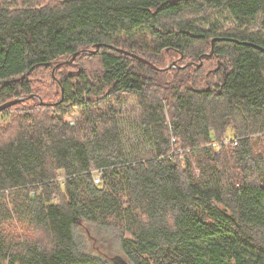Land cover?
I'll list each match as a JSON object with an SVG mask.
<instances>
[{
  "label": "trees",
  "instance_id": "obj_1",
  "mask_svg": "<svg viewBox=\"0 0 264 264\" xmlns=\"http://www.w3.org/2000/svg\"><path fill=\"white\" fill-rule=\"evenodd\" d=\"M224 12L232 29L203 26ZM260 18L264 0L0 1V105L23 99L0 112L18 109L0 125V264H111L78 246L85 222L128 264H264Z\"/></svg>",
  "mask_w": 264,
  "mask_h": 264
},
{
  "label": "rangeland",
  "instance_id": "obj_2",
  "mask_svg": "<svg viewBox=\"0 0 264 264\" xmlns=\"http://www.w3.org/2000/svg\"><path fill=\"white\" fill-rule=\"evenodd\" d=\"M3 1V0H0ZM34 1L36 4L39 5H50L54 4L59 0H30ZM261 18L255 22L252 27L250 28L253 32H260L262 34V38L264 39V30L260 27ZM205 28H218L222 30H228L232 29L234 27V24L232 22V19L229 17V15L224 12L222 14L216 15L212 20L209 22L203 24ZM178 57L176 55L168 56V57H159L157 60L159 65L161 67H167L168 65H171L173 62H176ZM68 61V60H67ZM206 66L213 67L214 64L210 61L206 64ZM47 74L49 72H46ZM53 79L55 80V75L52 74ZM56 81V80H55ZM46 83V81H45ZM47 85L42 84L40 82V87H38L35 92L37 94H41L44 91H47L48 95L43 96V100H47L48 103L56 104L58 101V86L56 84H48ZM42 102V101H41ZM31 103H27L26 106H30ZM118 109H121L122 116H124L128 122L133 121L134 112L133 110H136L137 113V105L134 99L129 98L127 96L124 97L123 100L120 101V106L117 105ZM18 109L13 110L9 116H4V118L0 117V125L3 124L4 127L12 124L11 117L13 115H16ZM68 121L71 122V124L74 123L75 117L69 116L66 118ZM127 122V121H126ZM3 132H6V130H3ZM83 226H79V228H75L76 230V241L78 246L81 248L82 251L89 253L93 256H97L101 259H104L111 264H114L111 260L115 257L123 258L124 255L121 252L120 245H119V239L120 235L117 231L114 229H111L109 227H105L102 225H98L95 223H88L85 222ZM124 259V258H123Z\"/></svg>",
  "mask_w": 264,
  "mask_h": 264
},
{
  "label": "water",
  "instance_id": "obj_3",
  "mask_svg": "<svg viewBox=\"0 0 264 264\" xmlns=\"http://www.w3.org/2000/svg\"><path fill=\"white\" fill-rule=\"evenodd\" d=\"M215 40H216V39H212V40H211V45H212V47H213V44H214ZM251 45H252V44H251ZM100 46H101V45H96V46L94 47V50L92 51V53H96V52L99 50ZM252 46H253V47H256V48H258V49H262L261 47L256 46V45H252ZM262 50L264 51V49H262ZM118 51H120V52H122V53H124V54H126V55H129V56H131V57H133V58H136V59H138V60H140V61L146 63V64H147L148 66H150V67H153V66L151 65L150 62H148L147 60H144V59L138 57V56L135 55V54L129 53V52L124 51V50H118ZM212 52H213V48L211 49V51H210V53H209L208 55L212 54ZM77 54H78V53L73 54V56L71 57V59H69L68 61L61 62V63H59L58 65H56V66L53 68V70H52V74H54V71H55L58 67L73 62V60L75 59V57H76ZM193 64H194V63H190V65H193ZM176 66H177V65H176V62H173L171 65H168L167 67H165V68H163V69H157V68H155V69H156V70H161V71H162V70L170 69V68H172V67H176ZM183 67H184V66H183ZM58 83H59V82H58ZM59 85H60V83H59ZM22 100H23V99H15V100H13V101H10V102H7V103H4V104L0 105V112H2V111H4V110H6L7 108H9V107H11V106L17 104L18 102H20V101H22ZM111 260L113 261L114 264H128L123 258H120V257H115V258H112Z\"/></svg>",
  "mask_w": 264,
  "mask_h": 264
}]
</instances>
